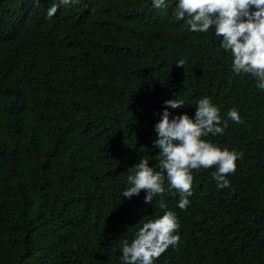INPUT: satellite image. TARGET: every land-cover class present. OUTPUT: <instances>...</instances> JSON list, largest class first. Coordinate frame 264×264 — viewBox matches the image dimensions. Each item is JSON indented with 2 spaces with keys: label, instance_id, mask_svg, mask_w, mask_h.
I'll list each match as a JSON object with an SVG mask.
<instances>
[{
  "label": "trees",
  "instance_id": "obj_1",
  "mask_svg": "<svg viewBox=\"0 0 264 264\" xmlns=\"http://www.w3.org/2000/svg\"><path fill=\"white\" fill-rule=\"evenodd\" d=\"M0 0V264H122L143 223L175 213L180 237L154 264H264V91L237 76L214 27L193 33L178 0ZM185 60L183 68L175 65ZM219 107L223 135L242 152L230 186L215 168L192 170L185 210L166 189L131 199L128 168L159 171L154 125L164 102L194 118L199 99ZM235 108L242 123L228 119ZM223 127V123L220 125ZM163 199L167 207H159Z\"/></svg>",
  "mask_w": 264,
  "mask_h": 264
},
{
  "label": "clouds",
  "instance_id": "obj_2",
  "mask_svg": "<svg viewBox=\"0 0 264 264\" xmlns=\"http://www.w3.org/2000/svg\"><path fill=\"white\" fill-rule=\"evenodd\" d=\"M39 3V0H33ZM80 0H54L47 10L51 19L60 6L79 3ZM155 9H163L165 0H152ZM178 20H184L193 33H206L213 27L215 37L222 38L219 47L230 52L232 71L235 75L251 74L257 78L256 88L264 91V0H178L175 6ZM185 60L175 65L183 68ZM160 120L154 125L156 139L153 141L158 150L159 171L149 166V160L141 157L139 162L128 168L127 183L130 185L123 193V198L131 199L145 193L144 203L150 205L155 197H162L166 189L179 193L177 207L185 210L192 193V170L215 168L212 177L221 189L230 186L227 179L235 174L237 161L242 152L221 149L206 142L202 137L209 134L223 135L228 126L222 121L219 107L211 99L198 100L194 118L187 114L172 115L168 109H181L183 101L170 99L164 102ZM228 119L242 123L238 111L232 108L227 113ZM223 123V127L220 125ZM161 210L167 205L159 200ZM179 222L174 212L165 211L162 216L143 223L129 244L122 245V264H154L171 246L177 247L180 237L175 233Z\"/></svg>",
  "mask_w": 264,
  "mask_h": 264
}]
</instances>
